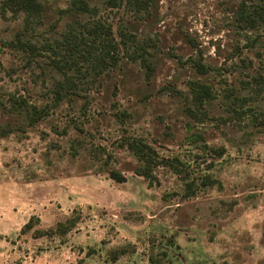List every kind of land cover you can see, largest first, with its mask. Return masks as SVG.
<instances>
[{"label":"rangeland","instance_id":"rangeland-1","mask_svg":"<svg viewBox=\"0 0 264 264\" xmlns=\"http://www.w3.org/2000/svg\"><path fill=\"white\" fill-rule=\"evenodd\" d=\"M70 1L44 0L40 18L25 26L0 0V98L49 106L25 132L0 136V264H148L151 252L162 264H264V88L255 82L264 77V21L237 22L252 0H145L139 11L86 0L118 40L123 28L146 42L154 70L147 77L123 47L108 75L54 105L64 74L48 44L88 19L62 13ZM16 38L35 51L24 52ZM194 82L210 89L201 104L192 98ZM16 120L3 111L0 129ZM127 138L176 158L182 172L158 166L148 185L134 171ZM107 168L126 181L109 178ZM207 175L214 185L181 198L184 180ZM31 215L41 229L80 220L63 242L19 234ZM119 246L127 252L113 262L109 252Z\"/></svg>","mask_w":264,"mask_h":264},{"label":"trees","instance_id":"trees-1","mask_svg":"<svg viewBox=\"0 0 264 264\" xmlns=\"http://www.w3.org/2000/svg\"><path fill=\"white\" fill-rule=\"evenodd\" d=\"M124 3L132 7L133 10L139 11L145 9V0H104V4L111 8L118 7ZM1 6L5 11L11 14H22L24 25L27 26L34 20L39 19L44 10V0H1ZM249 7H252L251 9ZM62 13L75 16H86L87 23L77 20L69 23L67 29L62 32L60 39H55L53 44H48L50 48L57 49L53 60V66L63 72L64 80L62 84L56 86L52 91L53 104L71 95H78L79 85L94 81L101 75H108L109 72L116 68L119 58L121 57L120 49L127 51V57L138 62L144 69L145 74L149 77L154 70L149 53L146 50V42L133 40V36L123 28L119 30V40L115 37L110 24L95 19L96 10L90 6L86 0H71L69 5L62 10ZM90 17V18H89ZM264 21V0H252L248 5H241L237 13V22L242 27L254 28L259 22ZM21 44L24 52L27 50L35 51V46L29 41H22L16 38ZM192 64L198 71H205V66L199 60H193ZM69 71L71 74H65ZM255 82L258 86L264 88V77L257 76ZM192 98L197 104H201L203 98L210 96V89L207 85L193 83L190 86ZM49 106H38L21 95L8 94V98H0V113L12 114L17 119L13 125L2 126L0 136H6L13 131H24L27 127H33L37 122L43 120L49 113ZM255 118V117H254ZM126 147L138 161V166L134 169L135 173L143 177L148 185L156 182V176L153 174L154 168L167 165L177 174L180 175L181 163L176 158L168 159L158 155L156 150L139 138H127ZM107 164V163H105ZM106 172L112 180L118 183L126 181V176L120 175L118 171L107 168ZM183 179V177H182ZM200 183V184H199ZM215 181L210 176H203L200 182L184 180V187L181 192L182 199L192 197L200 185L201 187L212 186ZM80 215L66 217L63 221L56 222L54 227L47 229L35 228L39 224L38 217L31 215L28 220L21 226L19 234L31 233L32 238L56 236L64 242L66 235L72 231L79 223ZM168 245L178 247L174 244L172 238L167 240ZM94 252L93 248L88 247L85 254ZM127 251L124 247L113 248L109 252L111 260L115 262L120 256ZM163 259H167V249L160 250ZM162 261V260H161ZM156 254H148V264H162ZM15 264H20L16 262Z\"/></svg>","mask_w":264,"mask_h":264}]
</instances>
